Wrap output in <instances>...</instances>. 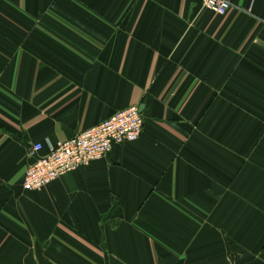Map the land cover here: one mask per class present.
Returning a JSON list of instances; mask_svg holds the SVG:
<instances>
[{"label":"crops","instance_id":"crops-1","mask_svg":"<svg viewBox=\"0 0 264 264\" xmlns=\"http://www.w3.org/2000/svg\"><path fill=\"white\" fill-rule=\"evenodd\" d=\"M227 1L0 0V264H264V0ZM132 106L139 140L24 189Z\"/></svg>","mask_w":264,"mask_h":264},{"label":"built area","instance_id":"built-area-1","mask_svg":"<svg viewBox=\"0 0 264 264\" xmlns=\"http://www.w3.org/2000/svg\"><path fill=\"white\" fill-rule=\"evenodd\" d=\"M203 7L219 16H226L233 9L227 0H204ZM144 126L140 109L132 106L73 139L58 143L45 156H39L43 145H34L31 156L35 162L26 172L24 189L28 192L40 191L67 174L104 159L114 145L139 140Z\"/></svg>","mask_w":264,"mask_h":264}]
</instances>
